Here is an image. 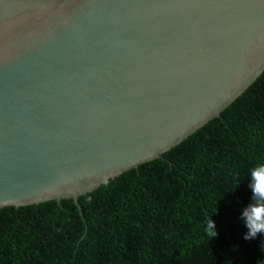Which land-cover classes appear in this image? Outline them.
Instances as JSON below:
<instances>
[{
  "label": "water",
  "instance_id": "1",
  "mask_svg": "<svg viewBox=\"0 0 264 264\" xmlns=\"http://www.w3.org/2000/svg\"><path fill=\"white\" fill-rule=\"evenodd\" d=\"M263 74L264 0H0V210L83 218Z\"/></svg>",
  "mask_w": 264,
  "mask_h": 264
},
{
  "label": "trees",
  "instance_id": "2",
  "mask_svg": "<svg viewBox=\"0 0 264 264\" xmlns=\"http://www.w3.org/2000/svg\"><path fill=\"white\" fill-rule=\"evenodd\" d=\"M257 164L264 74L162 159L80 197L83 218L72 201L0 210V264H264V234L244 239L241 219Z\"/></svg>",
  "mask_w": 264,
  "mask_h": 264
},
{
  "label": "clouds",
  "instance_id": "3",
  "mask_svg": "<svg viewBox=\"0 0 264 264\" xmlns=\"http://www.w3.org/2000/svg\"><path fill=\"white\" fill-rule=\"evenodd\" d=\"M251 183L249 187L252 191V203L243 211L241 219L244 220L248 229L244 239L250 240L257 234H264V164H257L250 172ZM215 225L210 220L205 227V232L210 239L216 236Z\"/></svg>",
  "mask_w": 264,
  "mask_h": 264
}]
</instances>
